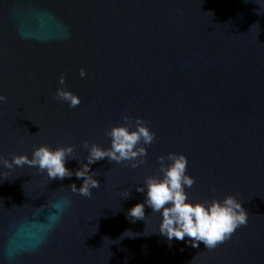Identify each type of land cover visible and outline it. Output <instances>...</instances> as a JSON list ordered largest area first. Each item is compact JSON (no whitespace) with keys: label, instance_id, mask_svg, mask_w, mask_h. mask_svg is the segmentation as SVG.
Returning <instances> with one entry per match:
<instances>
[{"label":"water","instance_id":"95a60500","mask_svg":"<svg viewBox=\"0 0 264 264\" xmlns=\"http://www.w3.org/2000/svg\"><path fill=\"white\" fill-rule=\"evenodd\" d=\"M58 87L80 103L55 98ZM0 94L9 160L71 145L74 171L84 142L108 147L125 115L155 133L135 169L90 165L100 187L89 197L70 190L74 175L0 167V264H264V0H0ZM169 152L187 158L189 200L231 194L247 212L214 249L168 241L148 206L126 218Z\"/></svg>","mask_w":264,"mask_h":264},{"label":"clouds","instance_id":"9594fccd","mask_svg":"<svg viewBox=\"0 0 264 264\" xmlns=\"http://www.w3.org/2000/svg\"><path fill=\"white\" fill-rule=\"evenodd\" d=\"M79 75H86L83 68L79 70ZM58 83L63 85L62 75L58 78ZM55 98L67 102L70 108L80 103L77 95L62 87L56 89ZM6 99L5 95L0 94V104L6 102ZM121 119L125 123L105 130V135L110 138L108 147L102 148L95 143L89 145L87 141L84 142L87 155L74 171L65 167L66 159L73 153L71 145L51 148L40 144L32 149L30 158L24 154H13L11 160L0 156V167L9 170L13 166L35 167L44 172L49 180H62L74 175L77 179L82 178V182L79 187L74 183L69 185L70 190L89 197L93 189L100 187L90 165L106 158L117 164L128 162L129 167L135 169L144 163L147 154L145 145L151 144L154 139L155 133L149 130L140 117H136L134 122L126 115ZM157 160L160 175L148 176L143 185L136 186V191L144 194V200L130 207L126 218H130L132 222L144 220V208L148 206L152 212L160 214L158 232L161 236L168 241L175 239L184 241L185 244L190 243L191 247H199L203 243L209 250L247 223V212L231 194L225 195L222 200L213 198L211 201L199 202L188 199L185 188H190L194 180L186 174L187 158L184 154L169 152L166 157L158 156ZM128 195L127 191L124 197L127 198Z\"/></svg>","mask_w":264,"mask_h":264}]
</instances>
